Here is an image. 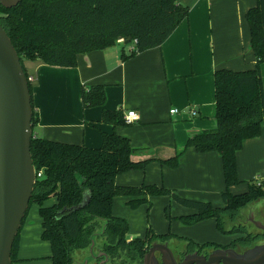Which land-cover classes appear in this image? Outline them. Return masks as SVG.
<instances>
[{"label": "trees", "instance_id": "1", "mask_svg": "<svg viewBox=\"0 0 264 264\" xmlns=\"http://www.w3.org/2000/svg\"><path fill=\"white\" fill-rule=\"evenodd\" d=\"M188 16L189 9L180 0H22L12 9L0 4V25L22 65L24 61H40L62 68L76 67L78 55L112 47L120 39L134 47L129 56L122 54L123 60L160 47ZM245 18L250 30V48L256 59L254 68L216 70V128L193 134L175 156L158 160L175 169L189 148L198 153H217L222 160L225 182L223 205L184 198L163 185H117L118 175L144 171L153 161L134 162L132 156L137 150L126 137L103 132L101 146L89 148L51 141L33 133L31 155L36 173L41 176L36 179L29 208L32 204L39 206L41 239L51 246L52 264H75V254L89 249L95 236L97 250L107 254L109 264H140L152 243L171 238L186 241L190 251L245 250L264 241V234H253L239 224L245 209L264 199V182L249 181L247 191L240 194L230 191L231 187L244 183L238 176L237 153L247 140L257 139L264 133V0H256ZM29 86L34 129L38 118L31 82ZM81 99L85 109L103 107L105 86L83 88ZM101 122L114 127L126 126L121 109L103 110ZM116 197L128 198L127 205L132 209L142 205L150 209L152 198L168 197L193 210V214L177 218L184 225L214 220L221 234L239 237L227 246L214 242L199 245L171 233L158 235L149 227L143 238L128 241V221L112 214ZM50 199H55V203L45 206ZM165 213L171 220L167 210ZM19 233L11 253L13 264L17 262Z\"/></svg>", "mask_w": 264, "mask_h": 264}, {"label": "crops", "instance_id": "2", "mask_svg": "<svg viewBox=\"0 0 264 264\" xmlns=\"http://www.w3.org/2000/svg\"><path fill=\"white\" fill-rule=\"evenodd\" d=\"M189 9V16L160 46L123 60L129 56L131 44L124 40L109 48L80 54L77 66L62 68L48 66L40 61H27L29 76L33 78V105L38 123L33 129L37 137L65 144L99 148L102 133H115L130 140L137 151L134 162L153 160L144 171L133 170L116 177L119 186H139L142 183L163 185L175 190L184 198L210 202L222 206L225 190L222 160L217 153H198L189 148L181 157L177 168L162 165L182 150L193 134L216 128L214 98V73L218 69L242 71L254 68L256 59L250 48V30L246 12L256 5V0H180ZM25 61L23 66L27 71ZM105 86L106 103L103 107L84 108L81 99L83 88ZM124 114L134 110L139 120L131 125L117 126L101 122L103 110H119ZM177 113L171 114V110ZM264 133L247 140L236 155L238 176L244 184L233 186L230 191L240 194L248 189L245 179L253 176L264 164ZM253 181V180H252ZM50 199L45 206L55 203ZM128 198L116 197L112 214L126 217L129 232L133 219L127 209L140 211L142 205L132 209ZM156 203H170L168 197L152 198ZM153 204V202H152ZM175 205H178L175 203ZM31 216L27 211L19 233L17 262L21 264H46L41 262L40 251L45 252L48 264L51 246L41 239L42 220L36 204ZM180 206V205H179ZM174 206L168 230L171 233L201 245L214 242L229 245L239 235H223L214 220L187 226L177 220L193 214V210ZM182 207V206H181ZM166 208V207H165ZM256 215L264 213L250 208ZM166 210V209H165ZM140 214V212H139ZM214 240V241H212ZM171 250L187 245L186 241L171 238L166 241ZM95 253L98 241L95 238ZM89 249L80 254L81 262L89 258Z\"/></svg>", "mask_w": 264, "mask_h": 264}, {"label": "water", "instance_id": "3", "mask_svg": "<svg viewBox=\"0 0 264 264\" xmlns=\"http://www.w3.org/2000/svg\"><path fill=\"white\" fill-rule=\"evenodd\" d=\"M20 2L22 0H0L6 9ZM32 118V96L26 72L0 25V264H13L12 248L37 179L31 155ZM249 222L264 232V223L257 221L253 213L249 215ZM95 237L89 248L90 257L81 264L98 259V264L109 263L106 253H95ZM141 264H264V242L242 252L233 248L212 250L207 256L194 252L186 254L180 263L167 242H154Z\"/></svg>", "mask_w": 264, "mask_h": 264}, {"label": "rangeland", "instance_id": "4", "mask_svg": "<svg viewBox=\"0 0 264 264\" xmlns=\"http://www.w3.org/2000/svg\"><path fill=\"white\" fill-rule=\"evenodd\" d=\"M28 64L27 61H25V65ZM27 67V73L30 74V70H28V65H26ZM262 69L264 72V64H262ZM32 88L34 87V82H31ZM262 164H264V160L262 162ZM258 178L259 181L264 182V165L263 167L258 170L255 174H253V176H250V178L245 179V182H249V181H256V179ZM244 184V183H243ZM170 200V199H169ZM152 208L151 211L149 213V216L147 215V209L146 207H143L141 209H139L140 211H136L135 210H131L129 208L127 209V214L126 215H130L129 217H132L133 219V226L131 228V231L129 232V234L127 235L129 236H133V237H140L144 234V230H146V228L148 226H152L153 229L157 230V231H164L166 230V228L164 227L166 224L167 230H168V224L169 221L167 219L166 213H165V209L167 210L168 215H173V211H174V206H179V205H175V203L173 201H169L170 203H166V204H162V203H156L155 201H152ZM36 204H32L30 206V210H29V216H31L33 210H35L36 208ZM166 207V208H165ZM179 208H183L181 206H179ZM250 208H259L264 210V199L260 200L256 203L251 204L250 206H248L245 209V212L243 213V218H241L243 221L244 219L247 218L248 215H250ZM138 210V209H137ZM140 212V214H139ZM125 219H127L126 217H124ZM255 219L261 223H264V214L260 215H256ZM245 227L247 228V230L253 234H255V232H257L256 228L249 226L247 224H245ZM214 241V240H212ZM261 242V241H260ZM257 242V243H260ZM264 242V241H263ZM256 243V244H257ZM50 245V244H49ZM186 245H183V247H185ZM182 247V248H183ZM243 250V249H240ZM88 251V249L86 250ZM41 254V262H45L46 264H48V259L47 256H45V252L44 251H40ZM81 253H77L75 254V264H78L79 262H81V258H79ZM14 264H21L19 262H16ZM43 264V263H40ZM81 264V263H80Z\"/></svg>", "mask_w": 264, "mask_h": 264}, {"label": "flooded vegetation", "instance_id": "5", "mask_svg": "<svg viewBox=\"0 0 264 264\" xmlns=\"http://www.w3.org/2000/svg\"><path fill=\"white\" fill-rule=\"evenodd\" d=\"M250 214L251 213H253V215H254V217H256V212L254 213L253 211H250L249 212ZM262 214H264V213H262ZM243 218V217H242ZM239 224L240 225H244L245 226V224H247V225H249V226H252V227H254L253 226V224H251L250 222H249V215L247 216V218L246 219H244V221L242 220V219H239ZM255 228V227H254ZM257 230V232H255L256 233V235H263L264 234V232H262V231H259L258 229H256ZM263 241H261L260 243H262ZM159 243H166V242H159ZM260 243H257V244H260ZM256 245V244H255ZM149 249V248H148ZM236 250V249H235ZM246 250V249H245ZM100 251V250H99ZM238 252H242L241 250H237ZM173 252H174V254H175V258H176V260L180 263V262H182V260L185 258V256H186V254H191V253H194V252H198V254L199 255H205V256H207L211 251H207V250H198V249H195V250H189V248H188V246H185V247H183V248H175L174 250H173ZM157 256H158V258L160 259V256H159V254H157ZM99 261H100V259H98V260H92L91 262H90V264H98L99 263ZM109 264V263H108ZM130 264H134L133 262L132 263H130ZM141 264V263H140Z\"/></svg>", "mask_w": 264, "mask_h": 264}, {"label": "built area", "instance_id": "6", "mask_svg": "<svg viewBox=\"0 0 264 264\" xmlns=\"http://www.w3.org/2000/svg\"><path fill=\"white\" fill-rule=\"evenodd\" d=\"M133 49H134V47L131 48V52L133 51ZM28 81L32 82L33 78L30 76L28 78ZM175 113H177L176 109L171 110V114H175ZM138 120H139V116H138L137 112H135L134 110L128 111L126 114H124V122L126 125H131V124L137 122ZM40 176H41V173H37V177H40ZM256 181L258 182V184L262 183V181H259L258 178L256 179Z\"/></svg>", "mask_w": 264, "mask_h": 264}]
</instances>
